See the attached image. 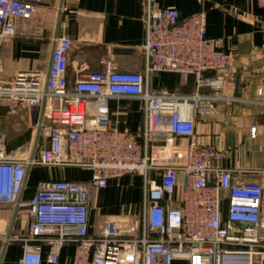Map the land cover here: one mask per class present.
Returning a JSON list of instances; mask_svg holds the SVG:
<instances>
[{
	"label": "built area",
	"instance_id": "1",
	"mask_svg": "<svg viewBox=\"0 0 264 264\" xmlns=\"http://www.w3.org/2000/svg\"><path fill=\"white\" fill-rule=\"evenodd\" d=\"M47 1L0 0V55L18 21L32 19ZM145 6V73L108 66L70 85L73 42L60 36L45 74L19 71L10 81L0 76V107L15 113L27 104L37 116L36 154L9 150L0 132V210L26 211L23 232H0V259L2 248L16 242L23 250L17 264H43L44 245L48 264H59L68 244L75 245L71 264H264V170L220 166L226 152L195 140L196 114L212 111L219 98L199 89L224 85V40L208 37L203 12L181 20L178 9L160 0ZM159 72L194 74L198 90L153 92L149 76ZM121 98L142 104L143 143L111 124L110 101ZM35 166L89 169L91 177L41 181L24 201ZM127 175L143 180L137 219L126 227L111 217L91 234L94 190ZM18 216L17 223L24 219Z\"/></svg>",
	"mask_w": 264,
	"mask_h": 264
},
{
	"label": "crops",
	"instance_id": "2",
	"mask_svg": "<svg viewBox=\"0 0 264 264\" xmlns=\"http://www.w3.org/2000/svg\"><path fill=\"white\" fill-rule=\"evenodd\" d=\"M160 2L163 7L178 9L181 20L203 12L208 37L222 38L224 51L229 56L227 67L221 72L223 87L199 89L205 95L219 98L212 111L196 114L195 140L226 152L219 161L220 166L264 170V7L257 0ZM145 5L146 0H48L40 4L32 19L18 21L16 35L4 43L0 55L1 79L10 81L19 71L37 70L45 74L55 39L60 36H68L73 42L67 67L70 85L86 73L108 66L118 71L145 73ZM149 86L153 92L191 95L198 90V79L194 74L159 72L149 76ZM110 110L111 124L136 134L143 143L141 102L130 98L112 99ZM36 119V113L27 104L15 113L0 107V132L7 136L9 150L19 149L28 154L33 149ZM90 177L89 169L35 166L30 170L22 199L30 200L41 181L84 182ZM246 177L256 176L247 174ZM142 188L140 175H127L110 180L106 189L94 190L90 233H98L109 216L123 226L133 224L141 209ZM19 213L24 219L17 223ZM25 214V210L12 206L1 209L0 230L23 232ZM22 253L19 243L5 245L0 264H17ZM48 255V247L44 245L43 264H48ZM74 255L75 245H66L59 264H71Z\"/></svg>",
	"mask_w": 264,
	"mask_h": 264
},
{
	"label": "rangeland",
	"instance_id": "3",
	"mask_svg": "<svg viewBox=\"0 0 264 264\" xmlns=\"http://www.w3.org/2000/svg\"><path fill=\"white\" fill-rule=\"evenodd\" d=\"M26 152H28V151H26ZM29 152L36 154V153H37V150H33V151L31 150V151H29ZM110 218H111L110 216L107 217V220L110 219ZM0 232H2V231L0 230Z\"/></svg>",
	"mask_w": 264,
	"mask_h": 264
}]
</instances>
